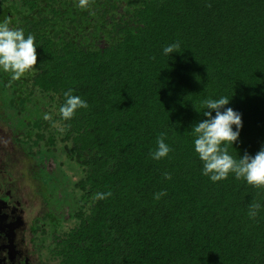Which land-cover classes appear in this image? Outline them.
Instances as JSON below:
<instances>
[{
    "label": "trees",
    "instance_id": "16d2710c",
    "mask_svg": "<svg viewBox=\"0 0 264 264\" xmlns=\"http://www.w3.org/2000/svg\"><path fill=\"white\" fill-rule=\"evenodd\" d=\"M5 18L38 44L34 70L0 72V121L29 167L6 170L41 203L35 264H264V187L202 175L191 132L227 96L229 154L264 145V0H0ZM70 88L88 107L63 120Z\"/></svg>",
    "mask_w": 264,
    "mask_h": 264
},
{
    "label": "clouds",
    "instance_id": "9594fccd",
    "mask_svg": "<svg viewBox=\"0 0 264 264\" xmlns=\"http://www.w3.org/2000/svg\"><path fill=\"white\" fill-rule=\"evenodd\" d=\"M87 3L88 0H79L81 8H85ZM9 25L10 20L7 18L0 21V72L9 74L10 79L15 81L34 70V65L37 63L38 44L34 35L29 33L25 36L22 28H11ZM178 47V44H170L162 51L165 55H169ZM73 91L70 88L63 93L64 103L59 107V114L63 120H71L78 109L88 107L87 101L78 95H73ZM229 100L227 96L205 99L203 106L208 111H203V116L206 119L191 128L194 136L193 150L203 165L201 174L207 176L212 182L225 180L229 174H232L235 179H243L248 185L264 187V145L255 155L245 153L238 159L230 155L227 150L229 144L232 146L238 140L242 127L241 114L231 107H225L229 104ZM43 118L51 120L52 116L45 113ZM156 145V150L150 153L154 160L166 157L171 151L165 143L163 134L157 138ZM165 179H171L170 175L166 174ZM164 194V192L156 193L154 198L159 199ZM110 195V191L96 193L95 198L103 200ZM260 208L261 205L258 203L251 204L249 217L254 218Z\"/></svg>",
    "mask_w": 264,
    "mask_h": 264
},
{
    "label": "rangeland",
    "instance_id": "374dc122",
    "mask_svg": "<svg viewBox=\"0 0 264 264\" xmlns=\"http://www.w3.org/2000/svg\"><path fill=\"white\" fill-rule=\"evenodd\" d=\"M18 134L16 133V131H14L11 127H9L7 124H4L0 121V152L1 154V158L4 160V166H2L1 169H5V168H9L13 171H17L16 169L18 168L19 170H23V166L26 167V169H28V165L27 162L23 159L24 156L21 155L22 152V144L20 142V140H18L17 138ZM45 142H42L41 144H43ZM25 153V151H23ZM5 156L4 158L2 156ZM22 159V160H21ZM25 162V163H24ZM6 170V169H5ZM0 195H3L4 197L7 196V191L10 192L11 197H12V202L15 201L14 199V194H13V188L15 187V184H17L16 182L19 179V175L13 176L11 175V172L9 171L8 175H10V182L4 180L6 178V174L5 171H0ZM19 174V171L18 173ZM3 176H5V178H3ZM28 178H29V174H28ZM30 178H36L39 179V177L35 176V177H30ZM36 183H38L36 181ZM18 185V184H17ZM17 188H19V190H17L16 192L22 197V204L21 206L25 205V207L23 208V213L20 216V219L22 220V224H25L24 227V232L22 233L23 235V248L26 249L31 255L28 261L29 264H35V255L31 248L33 249V251L35 253H37V257H38V252H37V248L35 247V245H33V243H31V238H32V232L35 229V225H36V218L35 217H39L40 215V210H41V203L39 201V199L36 196H31V195H27V190L26 188L24 189L21 185L17 186ZM3 190V191H2ZM35 190V187H34ZM16 193V194H17ZM12 202H10L9 207L11 210H13L15 207L12 206ZM43 226V222L40 221V227ZM23 241V240H22ZM48 242H45V244H47ZM1 246H5V244L0 243V252H3V250L5 248H2ZM4 253V252H3ZM5 254V253H4ZM13 258V257H12ZM39 258V257H38ZM40 261H42L39 258ZM12 264L11 260H3V262L1 264ZM23 260H19L18 264H23L22 263ZM42 263V262H41ZM39 264V263H38Z\"/></svg>",
    "mask_w": 264,
    "mask_h": 264
},
{
    "label": "flooded vegetation",
    "instance_id": "af4514ba",
    "mask_svg": "<svg viewBox=\"0 0 264 264\" xmlns=\"http://www.w3.org/2000/svg\"><path fill=\"white\" fill-rule=\"evenodd\" d=\"M1 154L2 153L0 152V171H5L7 176L6 178L3 176V178L10 182L11 177L8 175V170H5L8 168L1 169L2 166H4V160L1 158ZM2 157L4 158L5 156L3 155ZM17 186L18 185L15 184V187L12 189L15 199L14 202H12L13 199L9 191H7L6 197L0 195V243L5 244V246L1 247L5 248L3 252L6 254L0 252V264L6 259L11 260L12 264H18L19 260H23V264H29L30 262L28 260L31 254L23 248L24 239L22 238V233L24 232L23 229L25 224H22V220L20 219V216L23 213L22 207H25V205L21 206L24 203L21 201L22 197L16 192L19 190ZM10 202H12V206L15 207L13 210L9 207Z\"/></svg>",
    "mask_w": 264,
    "mask_h": 264
}]
</instances>
